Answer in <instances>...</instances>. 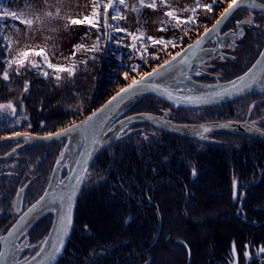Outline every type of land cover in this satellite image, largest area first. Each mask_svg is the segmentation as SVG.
Returning <instances> with one entry per match:
<instances>
[{
  "label": "trees",
  "instance_id": "16d2710c",
  "mask_svg": "<svg viewBox=\"0 0 264 264\" xmlns=\"http://www.w3.org/2000/svg\"><path fill=\"white\" fill-rule=\"evenodd\" d=\"M218 1L225 2L216 0L218 5ZM223 6H218L217 12ZM99 11L100 27H93L98 50H76L81 57L67 64L75 63L74 75L61 73L59 81L54 79L56 73L43 64L41 68L26 64L19 75L13 65L8 69L10 79L3 80L2 73L11 58L9 42L0 32V104L12 102L16 109L14 114L10 109L0 110V139L17 133L44 135L65 129L99 108L133 79L183 49L184 44L163 50L162 45L145 40L146 51L136 41L137 50L118 54L109 29L103 26V11ZM213 22L206 18L199 29L189 31L188 42ZM29 59L39 61L40 57L33 55ZM133 66H138L136 71ZM41 69L50 75L45 77ZM25 81L30 85L27 92L23 91ZM147 103L137 110L154 114L142 109ZM216 109L219 108L199 112L215 115L219 113ZM158 115L171 124L192 122L169 117L164 108ZM135 127L141 133L147 132L146 140L131 135L109 146L93 161L89 170H95L98 180L92 176L84 181L69 240L56 264H264V254L256 256L264 248V143L256 145L257 141L252 147L246 146L250 144L248 139L233 143L229 138L237 134L232 133L216 132L226 135L214 136L211 142L175 136L145 124ZM151 129L154 132L148 134ZM16 144H0V157ZM198 145L202 147L199 152L195 149ZM37 146L30 150L44 147ZM55 148L58 154L62 147ZM24 152L12 158L22 156L18 167L23 168L1 179L3 183H16L15 190L26 183L39 186L38 179L44 182L50 172V168L40 167L42 156L34 159L31 154L32 162L25 160ZM47 156L44 153L43 157ZM25 161L28 162L24 164ZM233 181L239 186L235 188L236 199ZM12 188L8 192L1 190L3 196Z\"/></svg>",
  "mask_w": 264,
  "mask_h": 264
},
{
  "label": "water",
  "instance_id": "95a60500",
  "mask_svg": "<svg viewBox=\"0 0 264 264\" xmlns=\"http://www.w3.org/2000/svg\"><path fill=\"white\" fill-rule=\"evenodd\" d=\"M242 8L264 11V3L259 0H246V2L239 9ZM237 10L238 9H236L234 12ZM231 15L219 25L214 33L200 40L199 48L195 46V42L202 34L195 41L189 44L193 45V49L191 51L188 50L189 45H187L185 48H183V52L179 51L181 53L180 57H178L175 61H171L170 65H166L164 69L159 71V74H154V76L147 81L148 84L157 85L158 90L152 91L149 88H140L133 94H125L123 99L117 98V100L113 101L111 104H107V102L110 100L108 99L99 108L84 117L82 120L73 124L76 125V127L72 128L71 131L64 132L63 135L60 136H53L51 139H43V137L48 135H29L27 137H23L22 135H14L0 139V143L20 140L22 141V148L41 145L68 137L70 138L69 140L72 147L71 160L69 162L67 173L62 180L63 183L58 182V173L60 169V163H58L56 164L49 182L41 195L44 196L45 199L39 205H37L35 209L29 212V209L32 208V206L36 204L38 200H40L41 196L35 202H33L12 225L4 237L0 239V253H2L0 254V264H56L67 245L73 224L77 198L91 163L104 149L125 139L128 136V134L121 136L119 135L120 130L126 126L145 124L160 131L188 139H197L204 136L205 134H208L209 132L214 131H230L242 133L264 142V133L248 126L245 122L242 124L231 122H205L199 124L183 125L171 124L164 118L150 113H138L122 116L129 107L135 104L138 100L147 96L156 97L174 107L195 109L218 105L248 93L264 92V85L260 88L258 87L260 86L259 81L264 73V56L261 55H259L254 64H257L258 60L260 63L257 64L256 68H254L253 72L250 74V77L255 75V82L252 83L250 77L246 78V80L251 83V87L243 90H240L242 82L238 81L237 79L233 80L235 81V85L228 83L226 85L210 87L193 83L188 79V76L191 75L194 70H196V66L199 63L214 57L218 53V51L213 53L212 49H203V46L214 35L219 33L220 29L231 17ZM220 17L221 14L218 19H220ZM217 20L209 28H212L213 25L216 24ZM262 52H264V48ZM185 53H187V55H185ZM182 59H186L187 63H180V60ZM169 60H171V58ZM250 68H252V66ZM184 82L193 83L196 85L197 89L195 91L189 92L181 90L177 91L172 88L173 86L183 84ZM169 92L172 94L171 98L165 94ZM217 93H221V95H217ZM115 95L116 94L113 96ZM93 113H96V115H93ZM88 117H91V119L89 120ZM204 129L208 130L204 131ZM58 132H61V130ZM94 141L95 143H93ZM85 168L87 169L86 172ZM73 186L78 187L72 202V224L68 235L64 238V244L61 251L53 258V251L57 244L59 234L58 225L67 203V196L71 193ZM22 192L23 189L19 190L17 193V207L21 202ZM50 211H54L55 214L52 221L51 230L47 237V243L39 252L40 255H36L35 259L29 260L25 263L18 262L19 253H16L15 250L16 238L24 229L32 225L40 217ZM143 264H147V262Z\"/></svg>",
  "mask_w": 264,
  "mask_h": 264
},
{
  "label": "rangeland",
  "instance_id": "374dc122",
  "mask_svg": "<svg viewBox=\"0 0 264 264\" xmlns=\"http://www.w3.org/2000/svg\"><path fill=\"white\" fill-rule=\"evenodd\" d=\"M97 2H99L101 4L100 10L103 11L102 4L104 2H106V0H59V2H58V0H0V9H6L7 11H10V12L21 13L24 15V18H32L35 14H43V12H45V11H49V12H52L53 14H55L57 12V9H59V16L65 18V19L56 18V19H51V20L45 21L43 26L34 24L32 26V28L29 29L24 24H21L19 22V20L14 21L10 17H4L2 20H0V23L3 24V28H2V30H0V32L4 33V35L7 38H11L10 41L7 39L8 42L10 43V58L12 59V58L16 57L17 53L21 50H24V49L29 48V47H36V46L47 48V50H48L47 55L49 57L50 62L53 64L67 65V64L71 63L75 58H80L81 54H79V52H77V51H76L74 56L72 55L74 46L75 45H84L85 47H92L97 42V40H96L97 31L93 27H90L87 24L70 25L66 28L65 27L67 24L66 18L67 17L82 18L83 16L90 14V12L92 11L93 5ZM127 2L129 4V6L131 7L133 4H135L137 2V0H127ZM210 2H212V0H200L201 4H213ZM218 3H219V5L217 3H214L216 5L213 7V11H211V12H207L203 8H201V9H203V11L199 10L200 8L197 9V14H196L197 23L196 24H190V25L186 26L188 29L187 35L184 34V31L182 30V26L181 27H173L171 24L166 26L165 31H158V29L160 27L164 26L161 24V21L168 19L167 17L164 16V12L167 11L168 8H166L164 6H160V5H158L156 10L144 8L142 10V15L139 18V22L137 20V14L131 12L130 7L128 10H125L121 7L122 14L125 15L127 18L125 20H119V21L109 19L108 22L110 24H112L113 26L123 27V28L127 29L129 32H133V33H135L137 31V29H141L143 31L145 37H152V38L157 39V40L163 39L166 41L167 40L174 41L176 46L175 47H172V46L168 47L169 50H174V49H177L176 47L178 45L184 44L183 45L184 47L182 46V48H185L187 45H189V43L192 41L191 40L190 42H188V40H190L189 38H191V34L189 35V31L192 32L196 28L199 29L198 28L199 24L202 21H205L206 18L216 21L218 19V17L220 16L221 12L225 8L228 7V4L231 3V0H225L224 3L221 1H218ZM167 4L172 9H175L177 11V13L180 14L182 17H187V16L191 15V13L187 12V11H183V9H185L186 7H189V8L195 7L196 0H167ZM222 4H224L223 8L217 12V10L219 9L218 6H220ZM111 14H112V11L110 10L109 16H111ZM247 14H248V12L246 10L238 11L236 14L233 15L232 20L235 17H238V15L242 16L244 19H246L244 16ZM101 18L104 20L103 13H102ZM244 19H241V21L244 22ZM238 21H240V20H238ZM246 21H248V18L245 20V22ZM174 23H175V21L172 22V24H174ZM52 29H54V31ZM107 29H109V34L112 35L111 40L114 43V46H117L115 48V51L118 54H120L122 52H124V53L128 52L131 49L130 47H128V45L130 43H133V41L131 40L130 37L125 36L124 33H121V32H114V31H112L111 28H107ZM183 36H185L184 39H183ZM194 39H196V37L193 38V40ZM217 40H218V44H220V43L222 44L223 40L221 38L218 37ZM117 41H119V43ZM109 42L110 41H108V43ZM181 50L182 49H180L179 51H181ZM170 58L171 57H169L168 60ZM199 68L208 69L209 67L207 68L206 65L205 66L203 65ZM151 71H149V72H151ZM147 98H149V99H147ZM147 98H145L143 102H141L138 105H136L135 107H133V109L130 110V112L128 114H125V115L128 116V115H132V114L145 113V112L138 111L137 108L144 105V103L149 102V104L147 103V105H145L144 108L142 107V109L152 110V111H154L153 113L156 116H159L158 113L160 112V109L164 108V109H166V111H168L169 117H175L177 119L182 118L185 121H187L186 119H189L192 122H198L197 120H206V121L209 120L210 121V120H214L216 118H219L217 113H215V115H216L215 116L212 113H210V115L207 113L205 114V112H190V111H186V110L173 111L171 108L168 107V105H165L166 102H164V101H162L156 97H152V96H149V97L147 96ZM153 98H155V99H153ZM156 100L160 103L155 102ZM138 101H140V100H138ZM232 107L234 110H237L235 105H233ZM139 110H140V108H139ZM213 110H215V109H213ZM123 115H124V113H123ZM183 125H187V124H183ZM135 126L136 125H130V126L124 127L122 130H120L119 135L121 136V135H127L128 134L127 137H129L131 135H135L134 137L136 139L141 138L142 140H146L147 132L141 133L139 131V128H136ZM151 128H154V127H151ZM152 132H154V131H152V129L148 130V134L152 133ZM209 133H211V132H209ZM20 134H24V133H20ZM25 134H27V136L33 135V134H29V133H25ZM220 134H223V133H216V134H213L211 136L221 137L222 135H220ZM14 135H17V134H14ZM14 135H12V136H14ZM44 135H48V134H44ZM44 135H33V136H44ZM22 136L27 137L25 135H22ZM237 136H240V135L237 134L234 136V138H229V140L233 141V143H235V142L237 143V142H242V139H244V140L247 139L245 137L240 138ZM69 139L70 138L66 137V138H61V139L56 140V141L48 142L49 144L55 143L57 146L62 147L59 150V152H57L58 154H55L56 153V148H55L56 145L55 144H53L51 146H45L48 143L41 144V146H44V147H42L39 150L31 151L30 148H34V147H38V146L35 145V146H29V147H22L21 148L22 141L13 140L12 142H17V144L14 145L9 152L5 153V155L2 156V158L6 159V160L4 161V163H0V171L1 172H10V171L16 172V170H17V172L20 171L19 169L23 168V167H21V165H19V167H18V164L22 162V161H19V159L22 156L19 159L14 158L12 160L13 156L16 157L17 156L16 154H18L20 151L25 150V152L22 155L27 154L25 156V160H29L32 162H33V157L31 156V154L34 156V159H38L35 156H37V157H39V155L42 156L43 160H41V164H40L41 166L40 167L46 166L47 170H48V168H50V172L46 173L47 175L44 178V182H43V180L40 181V179H38V182L36 181L37 182L36 184H39V186L26 183V185H28V187L26 186L27 187L26 190L31 192L32 196L34 198H36L38 196L40 197L42 195V193L44 192V190H45V188L49 182V179L51 177V174H52L56 164L60 163V169H59V173H58V182L62 181L63 178L65 177L67 170H68L69 162L71 160V153H72L71 142ZM8 142H10V141H8ZM3 143H7V142H3ZM3 143H0V144H3ZM201 148L202 147H200L199 145L195 146V149L198 152L200 150H202ZM44 153H47L48 156L43 157ZM52 154H55V155L52 156ZM55 156H56V158H55ZM57 161H59V162H57ZM27 162L28 161H25L24 164ZM92 163H91V165H92ZM10 164H12V165H10ZM90 167H89V169H90ZM89 169H88V171L85 175V178H84L85 182H86V180L91 179L92 176H95V173H94L95 170L93 171V168H92V170H89ZM92 171H93V173H92ZM259 175H260V172L257 173L258 179L260 177ZM98 177L99 176L96 174L94 180H98ZM84 181H83V183H84ZM23 186H24V188H23V190H24L25 184ZM82 186H83V184H82ZM237 187H239V186H236V188ZM241 194H243V193H241ZM78 197H79V195H78ZM13 198L15 199L14 194L11 197V201ZM27 202H29V201H27ZM31 204H29V206ZM48 213H49L47 215L48 217L52 216L54 218V214H55L54 211H50ZM74 213H75V211H74ZM52 221L50 222L49 219L46 220V217H45V220L40 221L38 225L34 226V228H31L30 230L24 229L22 231L23 232V234L21 236L22 240L19 244L18 250H20L21 253H24V255L26 253H28L30 257L29 258L27 257V258L29 260H32L33 258H35L37 253L40 252L42 250V248L45 246V244H46L45 243V240H46L45 237L46 236L48 237V235H49V232L51 230ZM71 230H72V228H71ZM70 234H71V232H70ZM27 235H29L28 240H25L27 238ZM23 237H24V239H23ZM41 237H44L45 239L42 240L43 238H41ZM29 242L33 243V244H31L30 247H28ZM263 254H264V252L260 251V253L257 254L256 256L260 257ZM250 260H251V258H250ZM233 264H235V262Z\"/></svg>",
  "mask_w": 264,
  "mask_h": 264
},
{
  "label": "snow or ice",
  "instance_id": "6c2138e0",
  "mask_svg": "<svg viewBox=\"0 0 264 264\" xmlns=\"http://www.w3.org/2000/svg\"><path fill=\"white\" fill-rule=\"evenodd\" d=\"M58 2H59V0H58ZM215 2H216V0H213V4ZM245 2H246V0H231V3L228 4V7L225 8L224 11L221 13V17H220V19L217 20L216 24L213 25L212 28L205 27L204 33L195 42V46L197 48H199L200 40H202L205 37L210 36L212 33H214L216 31V29L219 27V25L222 24L224 22V20H226L236 9H239ZM213 4H201L200 0H196L195 7H190V8L186 7L185 9H183V11L190 12L191 15H189L187 17H182L180 14L177 13V11L175 9H172L167 4V0H137V2L135 4H133L131 7L129 6L127 0H106V2H104L102 4L103 16H104L103 26L106 29L111 28L112 31H114V32H121V33H124L125 36L130 37L131 40L133 41V43H130L128 45V47H130L133 50H137V44L135 42L140 41V46H139L140 49H144V51H146L144 43H143L145 40L150 41L151 44H153V45H157V44L162 45L163 50H167L169 45H171L172 47L176 46L174 41H171V40L166 41L163 39L157 40V39H154L152 37H145V35L141 29H137V31L135 33L129 32L127 29H125L123 27L113 26L112 24H110L108 22L109 19L116 20V21L125 20L127 17L122 14L121 7L125 10H128L130 7V11L137 14V20L139 22V18L142 15V10L144 8L156 10L158 5H160V6H164V7L168 8V10L164 12V16L167 17L168 19L161 21V24L164 26H162L158 29V31H165L166 26L169 24H171L173 27H181V26H187L190 24H196L197 23V20H196L197 9L203 8L207 12H211V11H213ZM100 7H101V4L99 2H97L93 5L92 11L88 15H85L82 18L67 17L66 18L67 24L65 27L67 28L70 25L87 24L90 27H95V28L99 29V27H100V11H99ZM110 10L112 11L111 16H109ZM4 17H10L14 21L19 20V22L21 24H24L29 29L32 28V26L34 24L43 26L45 21H48L51 19H56V18L65 19L64 17L59 16V9H57V12L55 14H53L52 12H49V11H45V12H43V14H35L32 18H24V15L21 13L10 12V11H7L6 9H0V20H2ZM173 21H175L174 24H172ZM249 22H251V21H249ZM238 23H240V22H238ZM2 28H3V24L0 23V30H2ZM52 30L54 31V29H52ZM182 30L184 31L185 35L188 34L187 27H182ZM105 35H107V32H105ZM225 35H228V34L225 33ZM5 39H8L10 41L11 38L6 37ZM117 42L119 43V41H117ZM9 47H10V43H9ZM82 48H85V46L84 45H75L72 55L74 56L76 53V50H79ZM192 49H193V45H189L188 50L191 51ZM86 50L96 51L98 49L95 45H93L90 49H86ZM47 51H48L47 48L39 47V46L29 47V48H26L24 50L19 51L17 53L16 57L7 60V62H6L7 67L5 68L4 72L2 73V79L5 81H8L10 79L8 69L11 68L13 65L17 66L16 74L19 75L20 69L25 67L26 64H30L32 68H41V64H43V66L45 68L51 69L53 73H56V75L54 76V79H56L57 81H59L62 78L60 75L61 73H67V75L69 77L74 75L75 68H76L75 63H73L71 65L53 64L49 60V57L47 55ZM181 51L183 52L184 49H182ZM33 55L40 57V60L34 61V60L29 59V57H31ZM185 55H187V53H185ZM260 55L264 56V52L260 53ZM180 56H181V53L177 52L175 55L171 56V60H165L163 64H160L157 68H154L151 72H145L143 75L140 76L139 79H133L131 84L127 85L124 88H121L119 90V92L116 93L115 96L111 97L110 100L107 102V104H111L113 101L117 100V98L123 99L125 94H133V93H135V91H137L140 88H149L152 91L158 90L157 85L148 84L147 81L150 78H152L154 76V74H159V71L161 69H164V67L166 65H170L171 61H175ZM180 63H187V60L182 59V60H180ZM259 63H260V61L258 60L257 64H259ZM257 64H253L252 68H249L248 71L243 73V75L237 77V80L242 82L240 90L251 87V83H249L246 80V78L250 77V74L253 72V69L256 68ZM137 67L138 66H133V71H136ZM41 72H42V75H44L45 77L50 75V73L48 71H44L43 69H41ZM197 74H199V73H197ZM124 77H125V79H127L128 74L125 73ZM250 79H251V82L254 83L255 79H256L255 75H252L250 77ZM229 83L235 85V81H230ZM29 87H30L29 82L25 81L24 86H23V91L27 92L29 90ZM160 91H163V90H160ZM165 94L169 98H171L172 94L170 92L165 93ZM224 94H226V93H224ZM217 95H221V93H217ZM4 109H10L13 114L16 111L12 102H8L7 104H0V110H4ZM97 111H99V110H97ZM93 115H96V113H93ZM88 119L90 120L91 117H88ZM81 123H83V122H81ZM75 127H76V125H71L69 128L62 129L61 132L49 133L48 136L43 137V139H51L53 136L63 135L64 132L71 131V129L75 128ZM207 130L208 129H204V131H207ZM17 135L27 136V134H20V133H17ZM93 143H95V141ZM57 162H59V161H57ZM86 171H87V169L85 168V172ZM193 175H196L195 170H193ZM60 183H63V181H60ZM77 187L78 186H73L71 193L68 194V196H67V203L65 205L63 215L61 216L60 222L58 225L59 234H58L57 244H56L54 251H53V258L55 257V255L59 254V252L61 251L62 246L64 244V238L68 235V233L70 231V227L72 224V212H71L72 202H73L74 196L76 195ZM233 188H234L233 198L236 199L238 194L235 191V188H236V182L235 181H233ZM44 199H45V197L41 196L40 200H38L36 202V204H34L32 206V208L29 209V212H31L33 209H35L37 207V205H39ZM45 243H47V238L45 240ZM233 251H235V246H233ZM260 251L264 252V248H261ZM0 254H2V253H0ZM39 255H40V253L38 252L37 256H39ZM245 255H248V254L245 253ZM33 259H35V258H33Z\"/></svg>",
  "mask_w": 264,
  "mask_h": 264
},
{
  "label": "flooded vegetation",
  "instance_id": "af4514ba",
  "mask_svg": "<svg viewBox=\"0 0 264 264\" xmlns=\"http://www.w3.org/2000/svg\"><path fill=\"white\" fill-rule=\"evenodd\" d=\"M260 1L264 3V0H260ZM241 10H246L248 12V14L244 16L246 19L248 18V21L245 22L246 19H244L242 16L239 15L238 17H235L232 20L233 15ZM234 14H232V16L222 26L219 33L217 35H214L203 46V49H212L213 53L216 51H218V53L214 57H211L199 63L196 66V70H194L193 73L188 76V79L193 83L208 87L226 85L230 81H233L237 79V77L243 75V73L246 72L254 64V62L257 60L260 53L262 52L264 48V11L242 8L237 10ZM237 19L240 21H238ZM241 19H244V22L241 21ZM203 33L204 31H202L196 37V39ZM225 33H227L228 35H225ZM218 37L223 40V42L221 41L222 44L221 43L218 44V40H217ZM194 40H192L190 43H192ZM203 65L204 66L206 65L207 68L208 67L209 68L208 69L199 68ZM259 85H260L258 86L259 88L264 85V73L259 81ZM168 105L171 108H176L175 111H177L178 109V110H186L190 112H199L201 110L219 108L216 109V111L217 110L219 111V113L217 114L219 118L210 121L197 120L198 122H189L188 124L186 123L187 125L199 124L205 122H231L236 124H242L245 122L248 126L264 133V92L248 93L236 99L204 108L185 109L180 107H174L170 104ZM233 105H235L237 110L233 109L232 107ZM216 132L239 134L240 136L248 139L246 142L250 144H246V146L252 147V145H255L257 143V141L258 143L256 145H258L260 142L264 143L263 141H260L256 138H252L245 134L235 133L230 131H214L205 134L200 138L203 140H214L215 138L211 135H213ZM224 135L226 134H222V136ZM222 143L224 144L225 141H222ZM5 160L6 159L0 157V163H3ZM8 175H9L8 172L0 171V239L4 237V235L12 227V225L24 213V211L28 208L29 204L34 202L39 197L38 196L34 198L32 196V193L26 190L28 185L25 184V189L22 192L21 202L17 207L16 196L18 191L23 189L24 186H21L20 188H17L15 190L14 188L16 187V183H14V185L11 182L3 183L1 179L3 177H8ZM11 186H13V188L11 189L10 193L6 197H4L1 190H5L6 192H8ZM13 189L15 190L14 191L15 193H13ZM244 190L241 193H244ZM13 194L15 195V199L13 198L12 199L13 202H12L11 197ZM242 196L243 194H241L240 197ZM48 214L49 213L40 217L37 221H35L32 225H30L29 228L27 227L26 229L30 230L31 228H34V226L38 225L40 221L45 220V217L46 220L49 219L51 222L53 220V217L52 216L48 217L47 216ZM22 234L23 232H21L16 238L15 250L16 253H19L18 262L25 263L29 261L28 258L30 256L28 253L24 255V253H21V251L18 250L19 244L22 240L21 238ZM28 237L29 235H27V238L25 240H28ZM41 238H43L42 240H44L45 238H47V236L45 238L44 237ZM31 244L33 243L29 242L28 247H30Z\"/></svg>",
  "mask_w": 264,
  "mask_h": 264
},
{
  "label": "bare ground",
  "instance_id": "6f19581e",
  "mask_svg": "<svg viewBox=\"0 0 264 264\" xmlns=\"http://www.w3.org/2000/svg\"><path fill=\"white\" fill-rule=\"evenodd\" d=\"M172 88L177 90V91L181 90V91H189V92L195 91L197 89L196 85H194L193 83H188V82L187 83L184 82L183 84L175 85ZM207 141L214 142L212 140H207ZM216 143H213V144H216Z\"/></svg>",
  "mask_w": 264,
  "mask_h": 264
}]
</instances>
